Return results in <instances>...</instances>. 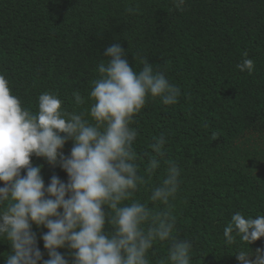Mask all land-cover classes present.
<instances>
[{"label": "trees", "instance_id": "16d2710c", "mask_svg": "<svg viewBox=\"0 0 264 264\" xmlns=\"http://www.w3.org/2000/svg\"><path fill=\"white\" fill-rule=\"evenodd\" d=\"M182 8L173 0H0V73L34 112L45 91L57 92L70 112L86 111L91 101L77 107L73 93L88 97L107 47L120 44L137 71L149 60L181 95L171 106L148 99L133 125L136 151H151L153 137L166 135V159L181 169L180 191L171 201L174 235L193 244L192 264H239L241 247L264 249V237L249 246L239 238L227 245L223 236L235 212L264 215V0H186ZM245 51L255 62L251 75L237 68ZM72 147L65 144L66 156ZM31 160L43 165L46 186L53 175L68 181L44 158ZM163 172L136 198L147 202ZM33 231L48 259L41 238L48 229L33 225ZM168 247L158 242L150 250L153 264ZM11 251L0 241V264ZM58 251L71 262L69 249Z\"/></svg>", "mask_w": 264, "mask_h": 264}, {"label": "clouds", "instance_id": "9594fccd", "mask_svg": "<svg viewBox=\"0 0 264 264\" xmlns=\"http://www.w3.org/2000/svg\"><path fill=\"white\" fill-rule=\"evenodd\" d=\"M173 2L182 11L186 0ZM104 55L107 60L99 63L88 97L73 93L77 107L91 101L86 111L70 112L57 92L45 91L34 112L22 106L0 73V241L12 249L5 264H153L150 250L158 242L169 247L156 264H192L193 244L174 235L171 201L180 191L181 169L166 159L163 133L153 137L151 151L138 155L139 133L133 126L149 98L171 106L178 103L181 90L147 59L135 70L120 44L107 47ZM243 57L237 68L251 75L255 62L246 51ZM218 136L212 134L213 139ZM68 141L73 147L66 156ZM32 156L61 168L68 181L53 175L46 186L43 165H34ZM162 167L163 176L148 201L136 198ZM157 204L165 207L157 209ZM33 225L48 229L41 237L48 259ZM223 236L227 245L236 244L237 238L252 245L264 237V215L246 218L235 212ZM61 248L70 250L71 262ZM235 256L239 264H264L261 248L241 247Z\"/></svg>", "mask_w": 264, "mask_h": 264}]
</instances>
